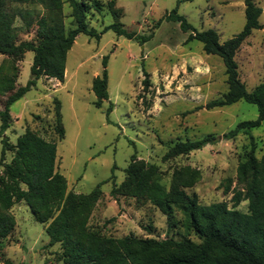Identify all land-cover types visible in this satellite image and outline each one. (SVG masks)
I'll return each instance as SVG.
<instances>
[{
  "label": "rangeland",
  "instance_id": "1",
  "mask_svg": "<svg viewBox=\"0 0 264 264\" xmlns=\"http://www.w3.org/2000/svg\"><path fill=\"white\" fill-rule=\"evenodd\" d=\"M89 2L90 0H86ZM262 8L258 21L264 25V0H254ZM100 12L87 14L89 27L98 31L117 18L137 37L127 38L109 29L97 40L86 34L77 35L66 58L64 81L44 76L24 96L10 106L11 120L0 135L10 146L26 129L55 141L56 170L67 180V190L79 194L91 192L98 184L101 195L88 218V226L112 237L134 235L156 239H201L184 225V214L173 207L167 217L143 198L129 195L111 196L114 184L126 178L125 168L132 155L145 164H155L159 182L166 188L173 183L194 179L184 190L195 195L199 203L233 204V195L242 188L237 182L238 163L250 149L249 136L239 132L234 139L221 136L241 121L254 120L255 104L238 100L228 105L207 109L208 101L220 98L228 89L224 63L218 55L206 54L198 40L186 42L190 31L184 32L178 21L165 18L177 7L197 31L214 29L220 42L239 33L245 24L244 0H100ZM29 7H32L31 5ZM68 3L63 6L66 28L74 26ZM14 34L17 42L36 41L35 29H25L19 18ZM150 39L140 43V36ZM34 53L28 51L15 63L13 89L0 95V109L9 94L30 78ZM108 56V93L100 108L93 102L92 79L101 74L102 58ZM6 56L0 54V66ZM239 76L251 91L264 81V28L254 29L236 53ZM143 70L149 73L150 86L143 89ZM61 102L64 138L54 130V102ZM112 110L107 113L109 105ZM1 125V119H0ZM218 137L215 143L187 154H174L166 159L176 141ZM255 156L264 155V121L252 128ZM14 152H5L4 164ZM247 201L237 209L247 211ZM10 213L15 218L12 232L0 240V264H65L59 243L49 245L46 224L34 220L29 207L19 202ZM109 218L111 221L106 222Z\"/></svg>",
  "mask_w": 264,
  "mask_h": 264
},
{
  "label": "trees",
  "instance_id": "2",
  "mask_svg": "<svg viewBox=\"0 0 264 264\" xmlns=\"http://www.w3.org/2000/svg\"><path fill=\"white\" fill-rule=\"evenodd\" d=\"M65 3L71 8L70 16L74 22L70 28H66L64 23ZM244 5L243 29L223 42H220L214 29L195 30L178 13L177 7L165 16L167 20L178 21L184 32L190 31L186 42L193 39L200 41L206 54L218 55L224 63L228 89L220 98L208 101L203 107H221L238 100L257 107L256 119L241 121L221 136L230 140L242 132L249 136L250 141L245 159L237 166V182L242 188L235 191L232 206L228 207L226 202L199 203L195 195L184 190L193 185L194 179L173 183L166 189L159 182L157 166L147 165L143 160H137L135 155L125 168V180L119 186L114 184L110 191L115 198L118 195L143 198L168 218L176 207L184 214L185 227L201 239L199 243L189 238L112 237L89 227L88 218L101 195L100 184L87 194L68 191L66 178L56 170V142L31 129L19 135L14 146H10L6 137L2 139L0 165L7 150H12L14 154L11 161L4 164L0 174V240L5 239L15 226L10 209L14 204L23 202L29 207L34 220L46 224L49 245L60 244L61 260L65 264H264V155L260 158L255 156V142L251 134V129L259 127L264 121V81L248 91L240 79L235 60L236 53L252 31L264 28L258 21L263 10L254 0H244ZM91 9L100 12V0H0V54L6 56L0 66V95L13 89V79L8 73H14L15 63L26 52L34 53L29 80L9 94L0 109V135L10 123L12 103L34 87L40 77L64 81L67 53L78 34L98 40L104 31L111 29L117 35L137 37L134 31L127 30L118 21L120 11L112 13L116 20L102 30L89 27L87 14ZM17 18L26 30L35 29L36 41L15 40ZM149 39L150 35L140 36L139 42L142 44ZM107 61L108 56H103L101 74L92 79L93 104L97 108L109 98ZM142 86L145 90L150 86L149 73L145 70ZM53 102L54 130L62 139L65 128L61 102L58 98H54ZM111 110L112 104L107 113ZM217 139L214 134H208L201 139L176 141L164 158L201 149ZM241 201L248 202L247 211L236 208ZM3 264L15 263L5 260Z\"/></svg>",
  "mask_w": 264,
  "mask_h": 264
},
{
  "label": "crops",
  "instance_id": "3",
  "mask_svg": "<svg viewBox=\"0 0 264 264\" xmlns=\"http://www.w3.org/2000/svg\"><path fill=\"white\" fill-rule=\"evenodd\" d=\"M65 74H66V71H65ZM52 80H55V81H58V80H56V79H53V78H51Z\"/></svg>",
  "mask_w": 264,
  "mask_h": 264
}]
</instances>
